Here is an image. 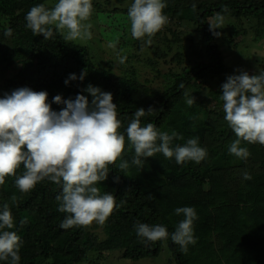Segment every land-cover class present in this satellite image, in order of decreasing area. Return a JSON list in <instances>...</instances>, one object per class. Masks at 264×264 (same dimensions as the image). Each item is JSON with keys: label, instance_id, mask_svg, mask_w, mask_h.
<instances>
[{"label": "trees", "instance_id": "obj_1", "mask_svg": "<svg viewBox=\"0 0 264 264\" xmlns=\"http://www.w3.org/2000/svg\"><path fill=\"white\" fill-rule=\"evenodd\" d=\"M47 2L0 0V63L7 68L15 61L18 65L11 77L0 80V96L24 86L43 90L52 109L59 111L64 105L52 102L56 95L74 99L81 93L91 101L93 97L83 91L89 84L111 92L125 145L116 163L108 166V178L97 186L101 194L112 193L119 206L104 224H99L103 237L88 226L62 229L59 225L69 215L58 211L62 185L46 178L30 191L21 192L15 185L25 171L21 164L16 175L6 176L0 185V211L7 202L14 219L11 231H16L22 241L19 264H93V258L103 259L113 252H118L119 258L137 261L158 256L162 248L171 253L169 264H264V146L242 140L240 146L248 148L249 157L242 160L230 154L229 147L237 137L224 120L222 88L213 86L199 95L226 70L209 18L217 14L236 19L248 14L263 18L264 0H164L167 6L163 13L168 19L196 26L209 60L168 72V82L160 91L136 77L118 76L109 68L96 66L85 45L64 40L59 31L54 30L49 39L34 35L25 27V16L38 4L50 8ZM6 29L12 30L10 37L4 35ZM171 35L180 39L174 31ZM163 38L170 42L168 37ZM162 53L155 59L148 58V63L159 69L161 57L166 61V52ZM182 57L176 52L169 61L179 63ZM85 69L83 81L64 83L70 74L79 77ZM181 83L183 88L179 87ZM191 94L195 103L189 106ZM149 107L152 114L141 117V126L151 122L159 131L178 133L183 138L174 139L172 147L198 137L200 146L207 150L206 158L200 163L177 164L174 157L156 153L143 158L142 168L132 164L135 152L125 129L138 108ZM123 161L129 167L122 172L118 166ZM244 173L251 179H243ZM117 176L118 182L114 180ZM185 206L193 207L198 216L193 224L196 243L189 244L186 252L170 238L184 218L183 214L176 215L175 209ZM22 219L27 223L21 224ZM137 223L162 224L169 238L146 241L137 235ZM0 264H11V258L0 260Z\"/></svg>", "mask_w": 264, "mask_h": 264}, {"label": "clouds", "instance_id": "obj_2", "mask_svg": "<svg viewBox=\"0 0 264 264\" xmlns=\"http://www.w3.org/2000/svg\"><path fill=\"white\" fill-rule=\"evenodd\" d=\"M166 6L164 0H134L128 9L133 39L148 37L145 43L150 45L151 38L168 23L163 13ZM92 12V0H58L51 8L38 4L27 12L25 27L34 35L43 34L44 39L52 37L54 30L66 41L90 39L91 25L85 22ZM222 27L220 14L215 16L214 22L209 21V28L216 36L220 33L215 29ZM4 35L10 37L12 30L6 29ZM118 60L124 64L126 57L118 55ZM86 75V69L79 77L72 73L64 83L83 81ZM179 87L183 88V83ZM221 87L224 120L237 137L229 153L246 160L250 152L240 146L242 140L264 146V72L249 75L247 71H240L238 75H229ZM83 91L93 97L91 101L81 93L74 99L53 97V103L64 105L59 111L52 109L48 93L43 90L24 86L0 96V185L5 183L6 176H15L21 164L25 171L15 180L21 192L30 191L46 178L62 185L61 194L57 196L58 211L69 214L59 225L62 229L86 227L94 221L102 225L119 206L112 193L101 194L97 186L108 178V166L115 164L124 150L125 135L118 131L121 121L117 118V105L112 93L101 91L99 87L89 84ZM193 103L195 99L191 94L187 104ZM152 111L151 107L138 108L125 129L135 152L132 164L142 168L143 158L156 153L168 159L174 157L177 164L200 163L206 158L207 150L200 146L198 137L172 147L174 139L183 138L178 133L159 131L151 122L141 126V117L151 115ZM118 167L122 171L129 164L123 161ZM243 179H251V176L244 173ZM114 180L118 182L119 177ZM175 214H183L184 218L171 235L166 226L147 223L134 225L137 235L149 242L166 240L170 235L171 241L186 252L189 244L196 243L193 224L198 216L190 206L177 207ZM24 223L26 219L21 220V224ZM13 228L14 219L5 202L0 211V260L7 261L10 257L11 264H19L22 241L16 231H11Z\"/></svg>", "mask_w": 264, "mask_h": 264}, {"label": "rangeland", "instance_id": "obj_3", "mask_svg": "<svg viewBox=\"0 0 264 264\" xmlns=\"http://www.w3.org/2000/svg\"><path fill=\"white\" fill-rule=\"evenodd\" d=\"M57 2L58 0H48L47 3L51 8ZM132 3L134 0H92L93 12L85 22L91 25L89 29L91 38L77 39L74 42L88 48L96 66L109 68L118 76L136 77L146 86L160 91L168 82L166 77L168 72L179 71L183 66L194 61L209 60L201 33L195 25L185 21L178 23L168 19V23L151 38L150 45L145 43L148 37L143 40L133 39L128 19V9ZM97 4H100V7L97 8ZM214 18L215 16L210 17L209 21L214 22ZM172 31L180 39H174L171 35ZM215 31L220 33L219 36H214L226 70L206 85L204 90H200L199 95L213 86L222 88L229 75H238L240 71H247L249 75L264 72V17L259 18L253 14L242 15L239 19L223 17V27ZM164 36L168 37L170 42H167ZM110 43L113 46L110 47ZM162 52H166V61L162 62L163 57H161V66L156 69V66L153 67L147 60L155 59L159 57L158 55L162 56ZM176 52L184 55L179 63L177 60L169 61ZM118 55L126 57L124 64L119 63ZM17 66L16 61L8 68L0 63V80L11 77L17 71ZM88 228L98 233L99 237H103L100 226L95 221ZM119 256L118 252L107 253L103 259L93 258L95 260L93 264H169L172 258L171 253L168 250L164 251V248L152 259L132 261Z\"/></svg>", "mask_w": 264, "mask_h": 264}]
</instances>
